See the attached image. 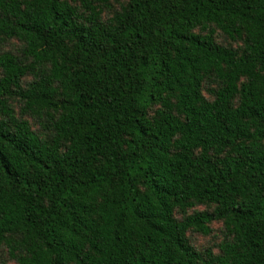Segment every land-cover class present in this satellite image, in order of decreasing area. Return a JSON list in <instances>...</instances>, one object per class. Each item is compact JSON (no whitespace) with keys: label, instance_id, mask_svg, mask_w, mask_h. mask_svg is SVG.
I'll use <instances>...</instances> for the list:
<instances>
[{"label":"trees","instance_id":"obj_1","mask_svg":"<svg viewBox=\"0 0 264 264\" xmlns=\"http://www.w3.org/2000/svg\"><path fill=\"white\" fill-rule=\"evenodd\" d=\"M0 248L264 264V0H0Z\"/></svg>","mask_w":264,"mask_h":264},{"label":"rangeland","instance_id":"obj_2","mask_svg":"<svg viewBox=\"0 0 264 264\" xmlns=\"http://www.w3.org/2000/svg\"><path fill=\"white\" fill-rule=\"evenodd\" d=\"M108 14L110 13L107 12L105 16ZM217 39L223 43H226L228 41V39L222 36V34H219L217 36ZM233 45H235V43H233ZM4 47L6 49L15 50L18 47V43L17 41L11 40L7 42L4 45ZM206 207L207 205H204V204L197 205L193 208L188 209L187 213H191L194 210H202V209H205ZM181 215L182 213L176 212V216L180 217ZM210 227L212 231L207 235H203L201 233L189 230L187 232L188 240H189V243L194 248H196L198 251H204L206 248H210L213 252L217 253L219 252L217 244L222 240V237H223V234H222L223 225L220 221H214L210 224ZM0 260H4L5 262H8L9 264L14 263L13 260H9V258L7 257L6 251L4 248H0Z\"/></svg>","mask_w":264,"mask_h":264}]
</instances>
